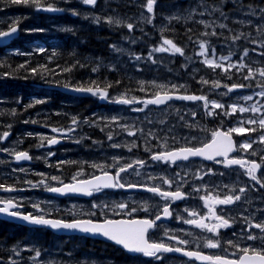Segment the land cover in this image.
<instances>
[{
  "label": "rangeland",
  "instance_id": "1",
  "mask_svg": "<svg viewBox=\"0 0 264 264\" xmlns=\"http://www.w3.org/2000/svg\"><path fill=\"white\" fill-rule=\"evenodd\" d=\"M49 2L55 3L54 5L56 7L64 9V11H59V14L56 17L41 16L31 6H24L22 4L13 6V4L0 2V30L17 21L18 18L19 22H21L24 26V35L21 43H16L14 46L8 48V53L5 56H0V60L18 57L25 58L27 60L37 58L38 60H52L56 62L60 60L58 57L62 51L68 53L69 55L74 52L73 55L75 54V61H80L81 63L76 66H79L80 71L82 70L86 73H77L81 74L80 77L85 80V84L89 85L92 81H98V78L94 75H92V77L97 80H91L89 78L91 75L88 73L89 71H92L93 68L98 69V71H95L96 73L99 72L102 75L105 73H108L106 75L113 74L117 79L122 78L126 80V84L130 86L127 87L126 90H119V86L109 88V96L113 99L119 97L120 94L124 92L127 93V98L136 97L138 99H142L150 97L153 93L158 91L157 89L151 87L148 88L147 93L140 91L139 81H155L160 84L169 85L183 84L186 85V90L181 88L178 93L192 94L191 91H193V89H198L201 91L200 94L208 93L210 100L215 99L224 103L226 107L228 104L233 102V99L238 94H246L252 92L253 90H260L259 88H255L254 85V89H245L239 92H233L228 96H220L216 93H209V87L202 86L197 83V81L200 77H205L211 81L217 78V74L220 70L217 69L216 73H213L210 69L200 63L202 57L196 55L200 49L198 45L189 43L187 35L185 34V29H192L191 35L193 40H195L199 36V33L204 30L203 25H200L195 21L203 19L207 21H215L217 24H227L228 28L232 29L231 34L251 32L252 36L257 40L264 39V37H261V34L256 32L253 27L255 25H260L261 28L264 29V20L260 19L261 16H264V13H261L260 11V9H264V0H256L255 3L249 4H246L245 0H156V4L154 5L155 18L151 24L147 23L146 19H142V17L150 15L144 7L145 0H97L95 7L85 5L81 2V0H67V2L66 0H49ZM198 2L207 6L209 9L212 6L220 8V10L227 15L228 19L225 20L218 11L211 16L207 14L199 16L197 14L192 20L181 19L178 23L176 20H172L171 24L166 21L167 19L165 18H167V16L187 17L189 11L193 8H195L196 11L198 10V13L201 10V8L198 7ZM184 10L185 12H183ZM73 11L78 14L73 15ZM249 12H255V16L245 15V13ZM96 16L101 18L102 22L100 24L94 22L93 17ZM108 16L120 19L122 24L114 25L103 22ZM164 20L166 23H164ZM236 20H251L253 26L235 23L234 21ZM129 22L134 23V28L131 32H129L127 27L124 26ZM162 27L165 28L162 35L168 39H172L174 43L181 46L184 49V55L153 53V58L156 60V63H151L148 60V53L153 47L160 44ZM34 29L36 31H33ZM41 29L43 31H39ZM209 31H211V29H209ZM216 31L218 33L223 32L225 36L230 34L227 29L216 28ZM103 33L108 35L107 40L103 37H98ZM79 34L89 37L94 36L96 38L95 43L97 44V47H99L102 42H106V44H104L105 49H102L103 51L100 50L99 52L101 53H97L95 56L92 55V57L88 56V53L83 45L79 49H74V46H76L77 36ZM201 39L209 38L201 37ZM210 39L212 44L216 47L218 56L227 55L229 53V48L224 40H217L214 37ZM81 43L86 44L87 40L81 39ZM233 47L235 48L232 56L233 61L239 58L242 49L248 48L249 58L255 62L253 66L258 67L264 65V57L258 55V52L264 51V49H260L255 44H250L243 38L240 41H237ZM39 48H44L45 51L40 53L38 51ZM116 48L122 49V51L118 52L115 50ZM252 48H257V52H252ZM16 50L28 53V55L16 54ZM53 52L56 53L55 56H53ZM135 55H140L143 59L139 61L135 60ZM189 57H191V60L188 59ZM42 64L43 63H39L38 65ZM44 65L47 64L44 63ZM74 70L75 69L71 68V71L65 72V75H69V73L73 74ZM232 71L235 72V69ZM64 77L65 76L59 77L55 83L42 86L38 89V93L32 91L29 94L32 95L34 99L44 101L39 104H34V101H30V103L24 101L30 100V98L28 99V97H24L23 93L20 95L6 93L7 91H12L13 88L8 87L3 92L0 90V108H12L15 110L13 119L0 121V129L2 130L3 128L8 127V125H11L10 128L19 126L18 131L14 130L16 132V136L12 140L0 142V149L9 148L15 149L16 151V149L22 145L27 144V147H29L28 151L31 152L32 159L35 158V160L33 159V164L25 162L18 165L15 161H13L12 156L9 153L0 152L1 180H10V183L8 184L9 186L23 189L21 191L13 192L0 191V200L14 198L20 202L22 205L20 207L22 209L28 210L32 214H37L38 212L36 208L31 206L36 202V204L41 205V209L45 210L48 214L47 216L59 214L62 217H68L69 220L94 217L95 220H101L104 219L105 214L108 218L119 216L115 215L111 211H107L99 207L94 208L93 205H113L122 201L130 205L131 202H135V199L138 197L137 195L122 194L121 196H117L116 193L105 194V196L98 200L90 201L89 203L92 204L93 210H88L86 209V202H63L53 198L43 185L38 184V182L42 179L39 175L40 173H43L46 177H48V184L52 186L57 184V182L50 179L51 176H59L61 166L66 165L69 162L74 163L72 167L73 170L71 172H66L63 176L64 178L72 179V177L78 173L79 179L98 175L100 174L99 170L93 168L92 165L101 164L105 161L111 162L114 156H123L127 160L140 158L147 161V166L140 169L142 173L141 177H137L134 174L124 175L125 179L130 182H143V179L145 178L143 174L145 172L151 175L165 174L171 177L174 172L178 171L182 174L183 172L191 174L197 169H200L202 172L207 169H213L217 173L216 175L204 177V180L210 184H232L235 182L238 186H242L245 183L249 185L253 183L243 174L231 173L220 166V164L212 167L194 164L170 167L166 164L151 161L149 159V153L144 151L143 145H141L139 149L133 148L131 152H129L126 147L113 148L110 145L114 142L126 145L135 138L124 134L116 124H111L109 125L110 127L106 126L108 124L106 118L122 117L121 123H135L137 126L144 127L145 131L149 128L153 129V131L158 129L162 130L158 131L157 134L160 136H164L165 134L168 135L169 147H180L185 145V140L182 139V137L196 136L200 141L207 142L211 132L218 127L227 128L235 126L237 118L241 116L239 112H237L233 117L207 116L201 108V102H174L158 108L149 105L144 111H132V108H138L140 105L118 104L114 103L112 99L106 100L108 103L107 105H102L99 101V107L92 106L90 108L89 106L84 108L80 107L81 104L77 101H69L68 96L61 94L67 88L77 87L75 85H67L66 87L64 84H58V82H62ZM222 82L231 84L232 82L243 83L244 81L238 82L234 76L233 80H222ZM218 91L223 92L224 89L221 88ZM194 94L200 95L197 93ZM257 99L260 98L257 97ZM248 103L252 102L250 101ZM29 104H33V106L28 107ZM18 108H21V110ZM193 111L197 113L195 117V124L197 126L196 129L185 127L186 122L192 121L191 112ZM45 113L56 114L57 117L62 120L61 124L63 125H58L56 128L67 129L69 127H75L76 130L70 133L69 137H61L60 142L56 145L48 147L47 141L45 140L44 143L46 146L38 147L37 145L40 144V135H58L56 133H52V128L48 126L33 123V121L40 118V116ZM181 115L184 116V120L180 119ZM248 115H250V113L243 114L245 118ZM74 116L80 121L88 120V123L81 122L78 126H74L71 124V118ZM93 121H95V123H93ZM148 121H152V123L149 124ZM160 121H165V123H160ZM245 126L247 127L248 125ZM169 129H171V132H169ZM199 129L203 130L201 131ZM7 131H13V129H8ZM109 131H112L113 134L112 141L107 139ZM28 133H32V135L29 136ZM258 134L259 133H252L250 135L255 137ZM248 135L249 134L240 136L234 134V137L239 145V143L244 141ZM172 136H175L176 143H173ZM142 140L143 138L141 137L137 143H141ZM62 141H65L64 144H62ZM157 143L158 141L156 140L151 141L152 145H156ZM55 146L58 147L52 148ZM253 148L257 150L258 155L256 157H249V159H256L259 162V155L264 153V145L254 144ZM158 150L159 149L157 148H153V151ZM49 153H54V155L49 156ZM61 161L64 163H59ZM20 168L25 169V171L20 172ZM13 169H17V171L13 172ZM221 172L225 173V175L220 176L219 173ZM261 173H264V169L263 172L259 173V175H261ZM25 181H32L33 185L37 186H29L25 183ZM193 183L199 184L201 182L193 181ZM190 190L191 185L184 188L185 192ZM225 191H227V189H225ZM246 195L251 199V203L245 204V198L242 197L240 208L234 211L232 215H236V213L242 211L243 208H247L249 211L264 210L263 193L260 194L249 191ZM151 197L154 198L153 196ZM156 204L158 203L154 201L153 206ZM92 213H95V215H92ZM140 214L141 213L138 212L135 216L139 217ZM245 214L247 215V213ZM256 216L259 218V211H256ZM236 224H238L239 228L242 227V225H239L240 223ZM11 237L12 236L7 238L6 243L4 244L7 259L4 264H9L10 259L18 260L19 264H32V261L29 258L33 256L34 253L30 251H22L20 256H14L11 250L17 247L40 250L41 256L39 257V260L41 261V264H50V262H54L55 264H160L163 260L161 259L157 262H153L150 259L141 256L136 258L125 256V259H117L114 256L115 248L112 246L104 245L98 243L97 241H87L86 238L81 237L72 238L60 237L54 234L51 235L48 234L47 231L39 229L31 231L28 236H26L25 243L17 239H14V242H11L13 240ZM253 243H255L256 246H259L260 244L259 241H249V244ZM109 258L112 259L110 260ZM166 264L180 263L169 260Z\"/></svg>",
  "mask_w": 264,
  "mask_h": 264
},
{
  "label": "snow or ice",
  "instance_id": "2",
  "mask_svg": "<svg viewBox=\"0 0 264 264\" xmlns=\"http://www.w3.org/2000/svg\"><path fill=\"white\" fill-rule=\"evenodd\" d=\"M0 2L13 4V5H24L31 6L35 11H49L57 12L64 11V9L58 8L54 3L49 2V0H0ZM67 2V0H66ZM85 5H90L95 7L97 0H81ZM156 0H145L144 7L147 11V17H142L146 19L147 23L151 24L155 18L154 5ZM198 6L201 10L197 13L196 9L193 8L189 11L187 17L180 16H169L167 19L168 23L171 24L172 20L179 22L181 19L192 20L195 15H213L216 12H220V15L224 17L225 20L228 19L227 15L223 13L220 8L212 6L210 9L203 4L198 2ZM261 13H264V9H260ZM73 11V15H77ZM245 15L255 16V12L245 13ZM94 22L100 24L101 18L99 16L93 17ZM264 20V16L260 17ZM18 22L15 21L8 30H0V41L4 39L11 38L13 34L18 31ZM105 23L121 25L122 21L118 18H113L108 16L104 19ZM196 23L203 25V31L199 33V36L193 40L191 35L192 29L186 28L185 34L189 43L198 45L200 51L196 53L197 56L202 57L200 63L205 67L210 69L213 73L219 69L217 78L209 81L205 77H200L197 83L202 86L209 87V93H216L220 96H228L233 92H239L245 89L259 88V91L253 90L250 93L238 94L233 102L226 105L215 99L210 100L209 94L204 93L200 95L196 94H177L179 89L184 88L186 90V85L180 84H160L155 81H139L140 91L147 93L148 88H155L158 91L152 94L150 97L138 99L136 97L127 98V93H121L119 97L113 99L109 96L108 89L112 88L113 85L108 83L105 84L103 88L96 81H92L89 86H77L73 88L74 91L82 93H90L92 95L99 96L102 99L109 100L112 99L114 103L123 105H133L138 104L140 107L132 108V111H144L149 105L161 106L166 105L169 101L173 99L201 102V108L205 115L215 116V117H233L237 112L241 114L236 120L235 126H230L227 128L218 127L213 130L208 138L207 142H202L196 136L182 137L185 140V145L180 147H169L168 146V135L164 136L158 135L160 129L153 131L149 128L145 131L142 126H137L135 123H121L122 117H109L106 118L109 126L111 124H116L121 131L129 137H134L130 143L122 145L120 143H112L110 146L113 148L126 147L129 152L133 148L139 149L141 145L144 147V151L149 153V159L153 162H159L162 164L169 165L170 167H179L178 161H188L190 158L202 157L206 160L213 161L217 164H221L225 168L238 167L244 176L248 177L253 183H245L242 186H238L237 183L232 184H210L204 180L205 176L216 175L217 173L213 169H207L201 171L197 169L195 172L189 174L188 172H174L171 177L165 174L151 175L145 172L143 182H130L127 181L122 174L135 175L141 177L142 173L140 169L147 166V161L144 159L136 158L133 160H127L123 156H114L111 162H103L101 164H93L92 167L99 170V175H93L90 178L79 179L78 175H74L71 182L65 183L60 180L57 176H51L52 181H56L59 186H52L47 183L48 177L45 174L40 173L39 175L42 179L38 182L39 185H43L47 191L59 194H83L91 196L94 193H98L103 189H129L138 190L151 193L153 196L159 198L160 203L156 205H149L147 201L144 202L143 206L139 209L137 207H130L126 202H118L113 205L103 204V205H93L94 208H102L107 211L113 212L115 215L131 216L138 210L145 213H150L149 216L145 218L138 219H114L108 218L105 214L102 220L93 219H74L71 221H66L63 219H51L46 218L47 213L44 209L40 208L39 204H33L32 206L38 210L36 215L31 213L23 214L19 211H14L22 206L18 200L14 198H9L7 200H0V214H7L14 218L22 219L23 221L29 222L35 225L49 226L56 230H78L84 233L101 235L110 241H113L117 245H121L124 249L133 253H141L146 257H154L157 260L162 259V253H182L184 256L189 258H195L197 260L208 261L209 264H264V210H253L249 211L247 208H243L242 211L232 215L230 212V206L236 205L244 197V203H251V199L247 197V192H258L264 190V173L258 176V172L264 166V153L259 155V162L256 159H249V157H256L258 155L257 150L253 148L254 144L264 145V65L254 67V61L249 58V49L244 48L241 51L239 58L233 61L232 56L235 51L233 47L237 41L242 38L247 40L250 44L257 45L260 49H264V39L257 40L252 36L251 32L244 33L239 32L237 34H231L232 29L228 28L225 23L217 24L215 21L198 20ZM235 23L252 25V21H242L236 20ZM124 26L127 27L129 32L134 28V23H126ZM166 27V26H165ZM256 32L264 37V29L260 25L253 26ZM216 28L227 29L230 33L225 36L223 32H217ZM211 29V31H209ZM165 28H161V42L158 46L152 48L148 53V60L151 63H156L153 58V53H170L172 55L179 54L184 55V49L178 46L172 39L164 37L162 34ZM33 31H36L35 29ZM39 31H43L42 29ZM201 37L209 39H201ZM216 38L217 40H224L229 48V53L227 55H217L216 47L212 44L210 38ZM114 47V46H113ZM116 51H122V49L116 48ZM38 51L43 53L44 48H39ZM252 52H257V48H252ZM16 54L28 55V53L20 52L16 50ZM56 53L53 52V56ZM258 55L264 57V51H259ZM135 60L143 59L140 55L134 56ZM191 60V57L188 58ZM27 63V62H26ZM78 63V62H77ZM73 64L69 67L61 69L62 72L71 71ZM20 68L25 67V65H20ZM59 67V65H57ZM41 69L47 71L46 65H38L37 67H32L27 69L34 75L41 74ZM235 69V72L232 70ZM114 70V69H113ZM92 71H98L97 68H93ZM237 80L244 81L243 83L233 82L228 84L222 82V80H233V77ZM254 82V84H253ZM120 81H116V85H119ZM94 85V86H93ZM147 85V87H146ZM67 87V85H65ZM223 88V92L218 90ZM259 97L260 99H257ZM252 103H248V102ZM43 100L36 99L34 104L43 103ZM19 103V101H18ZM33 104H29L28 107H32ZM220 110V111H217ZM245 113H250L246 118L243 116ZM3 113H0L2 115ZM11 115L15 114V110H11ZM197 113L195 111L191 112L192 121L186 122L185 127L190 129H196L195 117ZM181 120H184V116H180ZM27 122V121H26ZM35 122V121H33ZM81 122L88 123V120L80 121L77 117L71 118V124L78 126ZM95 123V121H93ZM149 124L152 121H148ZM160 123H165V121H160ZM245 125H248L247 127ZM10 128L11 125H8ZM75 127H69L67 129L52 128L51 132L58 135L45 136L40 135V144L38 147H44L45 140L47 141V146L56 145L60 142L61 137H69V134L74 132ZM103 130V129H101ZM203 130V129H199ZM171 132V129H169ZM259 133L257 136L252 137L250 134ZM243 136L249 134L248 137L239 143L237 146L233 140V135ZM10 135L9 131H4L0 133V142L7 139ZM29 136L32 133H28ZM143 138L141 143H137L140 138ZM107 139L109 141L113 140L112 131H109ZM156 140L158 143L152 145L151 141ZM173 143H176L175 136H172ZM153 148L159 149L158 151H153ZM251 150V151H250ZM0 152H7L14 156L16 162L19 161H29L32 157L27 151H15V149L4 148L0 149ZM238 152V156L230 158V153ZM49 156L54 155V153H49ZM222 159H217V158ZM59 163H64L63 161ZM16 172L17 169H13ZM20 172H24L25 169L20 168ZM220 176H224L225 173H219ZM193 181H200L201 183L196 184ZM29 186L33 185L32 181H25ZM191 185V190L188 192L184 191V188ZM166 186V187H165ZM227 189V191H225ZM23 189H18L14 186L5 185L0 182V191L13 192L21 191ZM189 199H199L202 204L198 207H192L185 205L182 209L173 208V205L178 201H187ZM219 207V210H218ZM243 207V206H241ZM200 208L205 209L202 213ZM256 211H259V218L256 216ZM175 213V216H174ZM183 213V215H182ZM247 213V215L245 214ZM95 215V213H92ZM175 219L177 223H183L186 225L193 226L196 229L201 230L204 235L196 239L194 245L195 250H188L187 246L190 241L182 238L177 233H184L186 235L190 234L186 229H165L164 235L167 241H174V244L166 243L164 240L161 241H150L147 238V234L150 229H155L160 222L165 219ZM240 223L242 227L240 228L239 234L233 232V236H238L236 240H222L221 229L231 228L234 224ZM171 233V234H170ZM204 242V247L209 249H223L227 251L228 248L236 249L239 253L236 259H229L222 255H205L199 248V241ZM241 241L245 243L242 245ZM247 241L256 242L259 241V246L255 243L249 244ZM12 253L14 256H20L22 251L33 252L34 255L31 256L32 264H41L39 257L41 252L34 248H13ZM0 264L3 261L0 260ZM9 264H19L16 259H10ZM54 264V262H50Z\"/></svg>",
  "mask_w": 264,
  "mask_h": 264
},
{
  "label": "trees",
  "instance_id": "3",
  "mask_svg": "<svg viewBox=\"0 0 264 264\" xmlns=\"http://www.w3.org/2000/svg\"><path fill=\"white\" fill-rule=\"evenodd\" d=\"M245 1L247 4L255 3V0H245ZM242 6H244V5H242ZM13 23H11L10 25H12ZM106 35L107 34H101L98 37H103L105 40H107L108 35L107 36ZM81 39H86L87 43L82 44ZM95 41H96V38L94 36L89 37V36L79 34L77 36V40H76V44H75L76 46H74V49H79L83 45V47L85 48V50L88 53V56H91V57H92V55L95 56L97 53H101V52H97V51L105 49L104 44H106V42H102V44L99 47H97V44L95 43ZM73 53H71V55H69L68 53L62 51L61 54L59 55L60 60H58L56 62H52L51 65L49 63H47L46 61L41 60L40 62L43 63L42 65H44V63H47V65H46L47 66V72L45 70L41 69L40 75L39 74L34 75L33 73H31L30 71L27 70L29 68L38 66V59L37 58H35L33 61L27 62V63L25 61L21 60L20 58L2 59V60H0V74L3 75V79H2L3 83L2 84L4 86H6V88L10 87V88H13V90L14 89L17 90L20 88H24L23 86L28 85L29 83H33V82L34 83L36 82L37 84L48 83V82L56 81L59 77H62V76H65L62 80L67 82V83H70L73 85L82 84V83H84L85 80H83L80 77L81 74H77V73L83 74V73H85V71H82V70L80 71L79 66L72 67L73 69H75L73 74L69 73V75H65L66 73L61 71V69L65 68V67H69L73 64H76V65L81 64L80 61H75V59H74L75 54L73 55ZM21 64L25 65V67L20 68L19 66ZM57 65H59V67H57ZM88 74L91 75V77H89L91 80H97V79L93 78L92 75L97 77L98 78L97 83L102 88L105 86V84H108V83L113 85L112 88H114L115 86H119V90L122 88H125V85L129 86L128 84H126L125 79H122V78L117 79L113 74L105 75V74H108V73H105L102 75L101 73H99V72L96 73L94 71H89ZM116 81H120V84L116 85ZM194 93H198V91L194 90ZM11 110H14V109H12V108H0V113H3L2 115H0V121L13 119V115L9 114ZM9 115H10V117H8ZM12 231L13 230L10 229V232H12Z\"/></svg>",
  "mask_w": 264,
  "mask_h": 264
},
{
  "label": "flooded vegetation",
  "instance_id": "4",
  "mask_svg": "<svg viewBox=\"0 0 264 264\" xmlns=\"http://www.w3.org/2000/svg\"><path fill=\"white\" fill-rule=\"evenodd\" d=\"M3 132V131H2ZM15 134L13 133L12 137H14ZM71 182V181H69ZM59 186V185H58ZM100 195L105 196L104 192H100ZM73 200V201H85L84 199H80V198H62L60 200L65 201V200ZM4 200V199H1ZM147 201L149 203V205H153V200H143L142 201V205L141 206H137L135 205L134 207H137L138 209L140 207L143 206L144 202ZM202 204V201H200L199 199H189L187 201H178L176 202V204L173 205V208L176 209H182L185 205H189L192 207H198ZM240 208V205H233L230 206V212L231 214H233L234 211L238 210ZM86 209L88 210H93L92 205H86ZM24 210V209H23ZM201 212L203 213L205 211V209L200 208ZM219 210V207H218ZM99 211V210H98ZM140 212V216L142 217H146L149 216L150 213H145L143 211L138 210L136 213ZM24 213V212H21ZM183 215V213H182ZM175 216V213H174ZM241 226V224H239ZM12 226V227H11ZM180 229V228H184L187 230L188 235L184 234V233H177L178 235H180L182 238L187 239L190 241V244L187 246L188 250H195V243H196V239L198 237L204 236V235H208L207 233H203L201 232V230L194 228L193 226L190 225H186L183 223H177L175 221V219H169L167 221H164L162 223L159 224V226L157 228H155L150 235L151 241H161L164 240L166 243H170V244H174V241H167L166 237L164 235L165 229ZM10 229H12L13 231L10 232ZM221 237L222 240H236L238 238V236H233V232H236L237 234H239L240 232V228L238 226V224L236 225V227H231L228 229H221ZM10 233V234H9ZM29 232L28 230L17 223L14 222H7L4 220L0 219V258L3 260H5V252L6 249L4 248V244L6 243V239L10 238L13 239H17L19 241H22L23 243H25L26 241V236H28ZM171 234V233H170ZM200 243V248L199 250L202 253L205 254H209V255H222V256H226L229 259H236L239 255V253H237L236 249L234 248H228L227 251H224L223 249H209L204 247V242L202 240L199 241ZM245 242L241 241V244L243 245ZM246 243H249V241H247ZM184 264H200L198 262L195 261H185Z\"/></svg>",
  "mask_w": 264,
  "mask_h": 264
},
{
  "label": "water",
  "instance_id": "5",
  "mask_svg": "<svg viewBox=\"0 0 264 264\" xmlns=\"http://www.w3.org/2000/svg\"><path fill=\"white\" fill-rule=\"evenodd\" d=\"M19 34V31H17L15 34H13V36L11 38H8V39H4L2 41H0V45L1 46H5V45H8L10 44L11 40L13 38H15L16 36H18ZM76 94H79L81 95L82 92H76ZM87 94H90V93H87ZM174 100H178V99H173L171 101H174ZM169 101V102H171ZM180 101H184V100H180ZM234 140V139H233ZM197 158H202V157H197ZM219 158V157H218ZM192 159V158H190ZM189 159V160H190ZM179 162V161H178ZM134 191H138V190H134ZM145 192V191H143ZM52 194L54 195H57V196H61V197H66V196H86V197H91V196H88V195H83V194H73V193H69V194H59V193H53ZM6 217L7 219L15 222V223H20V224H24V225H27V226H37V227H41V228H48L49 230L59 234V235H87L89 237H93V238H98V239H101V240H106V241H109V242H112L114 243L113 241H110L108 240L107 238L101 236V235H94V234H89V233H84V232H81V231H78V230H56V229H53L49 226H41V225H35V224H31L29 222H26V221H23L22 219H19V218H14V217H11V216H4ZM148 235V234H147ZM121 246V245H120ZM122 247V246H121ZM123 248V247H122ZM124 249V248H123ZM126 250V249H125ZM127 252H129L128 250H126ZM130 254H133V255H138V254H141V253H133V252H129Z\"/></svg>",
  "mask_w": 264,
  "mask_h": 264
},
{
  "label": "bare ground",
  "instance_id": "6",
  "mask_svg": "<svg viewBox=\"0 0 264 264\" xmlns=\"http://www.w3.org/2000/svg\"><path fill=\"white\" fill-rule=\"evenodd\" d=\"M168 1V0H167ZM197 1V0H196ZM218 1V0H217ZM128 2V1H127ZM55 4V3H54ZM173 5V4H172ZM14 6V5H13ZM7 7V6H6ZM60 7V6H59ZM177 7V6H176ZM199 7V6H198ZM167 9V8H166ZM176 10H178V9H176ZM77 11V10H76ZM164 11V10H163ZM198 11V10H197ZM165 12H166V10H165ZM183 12H185V10L183 11ZM187 12V11H186ZM24 14H25V12H24ZM165 14V13H164ZM163 14V15H164ZM103 15V14H102ZM170 15V14H169ZM174 15V14H173ZM159 16H160V14H159ZM162 16V15H161ZM165 16V15H164ZM220 16V15H219ZM41 17V16H40ZM168 17V16H167ZM184 17V16H183ZM14 18V17H13ZM208 18V17H207ZM161 21V20H160ZM165 21V20H164ZM167 21V20H166ZM166 21L164 22V23H166ZM174 21V20H173ZM61 22V21H60ZM78 22V21H77ZM159 22V21H158ZM168 22V21H167ZM162 23V22H161ZM178 23V22H177ZM51 24V23H50ZM158 26V25H157ZM38 27V26H37ZM142 27V26H141ZM167 27H168V25H167ZM144 28H145V26H144ZM32 29V28H31ZM160 29V28H159ZM90 30V29H89ZM28 31V30H27ZM135 31V30H134ZM82 32V31H81ZM105 33V32H104ZM103 33V34H104ZM109 33V32H108ZM159 33V32H158ZM24 35V34H23ZM142 36V35H141ZM70 37V36H69ZM69 42V41H68ZM67 44V43H66ZM95 45V44H94ZM41 47V46H40ZM57 49V48H56ZM98 50V49H97ZM99 52V51H98ZM57 55H59V54H57ZM68 57V56H67ZM39 58V57H38ZM59 58V57H58ZM64 58V57H63ZM41 61V60H40ZM54 62V61H53ZM20 63V62H19ZM52 64V63H51ZM50 64V65H51ZM195 64V63H194ZM22 65V64H21ZM47 72V71H46ZM9 74V73H8ZM19 74V73H18ZM40 75V74H39ZM51 75V74H50ZM10 76V75H9ZM21 81V80H20ZM2 85V86H1ZM197 85V84H196ZM57 86V85H56ZM0 87H3V88H5L6 86H4L3 84H2V82H1V80H0ZM13 87V86H12ZM196 87V86H195ZM11 90V89H10ZM53 98V97H52ZM29 102V101H28ZM52 103V102H51ZM25 104V103H24ZM23 108V107H22ZM5 110V109H4ZM24 110V109H23ZM10 116V115H9ZM24 116H25V114H24ZM96 117V116H95ZM32 118V117H31ZM104 126V125H103ZM110 127V126H109ZM104 128V127H103ZM117 128V127H116ZM4 129V128H3ZM1 130V129H0ZM107 131V130H106ZM97 133V132H96ZM37 134V133H36ZM22 135V134H21ZM38 135V134H37ZM100 139H102V138H100ZM89 142V141H88ZM90 144V143H89ZM4 146V145H3ZM5 153V152H4ZM4 159V158H3ZM11 178V177H10ZM1 179V178H0ZM35 204H36V202H35ZM32 206V205H31ZM41 206V205H40ZM50 209V208H49ZM55 209V208H54ZM34 214V213H33ZM74 220V219H73ZM15 223V222H14ZM18 224V223H17ZM11 242H14L13 240L11 241ZM106 255V254H105ZM85 258H86V254H85ZM88 259V258H87ZM110 260L112 259V258H109ZM63 261V260H62ZM123 261V260H122ZM126 261V260H125ZM55 264V263H54ZM113 264V263H112Z\"/></svg>",
  "mask_w": 264,
  "mask_h": 264
}]
</instances>
